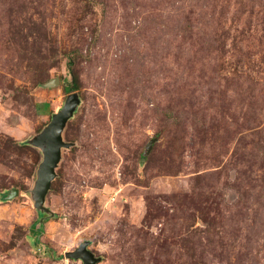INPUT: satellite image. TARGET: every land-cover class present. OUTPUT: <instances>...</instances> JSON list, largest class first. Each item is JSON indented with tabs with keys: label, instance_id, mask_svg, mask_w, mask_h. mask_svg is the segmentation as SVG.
<instances>
[{
	"label": "rangeland",
	"instance_id": "obj_1",
	"mask_svg": "<svg viewBox=\"0 0 264 264\" xmlns=\"http://www.w3.org/2000/svg\"><path fill=\"white\" fill-rule=\"evenodd\" d=\"M67 89L47 217L29 142ZM84 242L97 264H264V0H0V264H83Z\"/></svg>",
	"mask_w": 264,
	"mask_h": 264
},
{
	"label": "water",
	"instance_id": "obj_2",
	"mask_svg": "<svg viewBox=\"0 0 264 264\" xmlns=\"http://www.w3.org/2000/svg\"><path fill=\"white\" fill-rule=\"evenodd\" d=\"M58 84H60V80L56 78L44 86L50 88ZM80 104L81 99L77 93L69 94L63 107L53 114L50 123L29 142L32 146L40 149L43 157L37 170L35 189L32 191L34 207L42 216L49 217L53 215L45 207V200L52 182L57 176L56 169L61 162L62 150L73 145L64 141L63 132L67 123L74 117ZM16 194L15 190L10 196ZM65 257L72 260H81L83 264H97L100 261V258L95 257L89 250L88 242L82 243L72 252H67Z\"/></svg>",
	"mask_w": 264,
	"mask_h": 264
},
{
	"label": "trees",
	"instance_id": "obj_3",
	"mask_svg": "<svg viewBox=\"0 0 264 264\" xmlns=\"http://www.w3.org/2000/svg\"><path fill=\"white\" fill-rule=\"evenodd\" d=\"M66 91H67L68 93H71L73 90L67 89Z\"/></svg>",
	"mask_w": 264,
	"mask_h": 264
}]
</instances>
